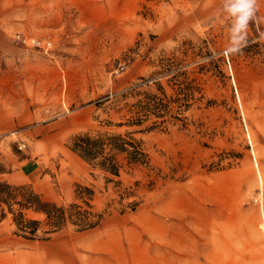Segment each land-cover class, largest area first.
Returning <instances> with one entry per match:
<instances>
[{
    "label": "rangeland",
    "instance_id": "rangeland-1",
    "mask_svg": "<svg viewBox=\"0 0 264 264\" xmlns=\"http://www.w3.org/2000/svg\"><path fill=\"white\" fill-rule=\"evenodd\" d=\"M228 3L0 0V182L63 206L85 205L87 185L103 214L44 233L45 214L23 208L42 221L30 239L19 204L0 202V264H264V0L234 54ZM179 84L192 93L182 119L119 125L140 93ZM127 131L148 161L119 175L70 148Z\"/></svg>",
    "mask_w": 264,
    "mask_h": 264
},
{
    "label": "trees",
    "instance_id": "trees-1",
    "mask_svg": "<svg viewBox=\"0 0 264 264\" xmlns=\"http://www.w3.org/2000/svg\"><path fill=\"white\" fill-rule=\"evenodd\" d=\"M181 84V83H180ZM178 85L177 96H168L163 87H159L161 94L144 91L129 108V114L119 125L141 126L143 129L163 127L170 119H182L180 114L190 105L191 92L188 86ZM134 131L124 134L117 132H88L78 133L71 137L70 148L92 166H98L112 174L119 175V171L126 161L127 164H144L148 155L141 139L133 135ZM76 194L85 205L71 202L68 206L58 205L46 200L27 185H12L0 182V202L8 205L17 203L20 209L13 218L20 234L33 239L38 236L42 221L26 217L23 208H34L45 214L44 224L47 228L44 233H51L62 228L67 221L75 224L77 229L84 230L96 226L103 214L96 212L90 203L93 189L87 185L77 184Z\"/></svg>",
    "mask_w": 264,
    "mask_h": 264
},
{
    "label": "clouds",
    "instance_id": "clouds-1",
    "mask_svg": "<svg viewBox=\"0 0 264 264\" xmlns=\"http://www.w3.org/2000/svg\"><path fill=\"white\" fill-rule=\"evenodd\" d=\"M253 4H256V0H230V3L226 4L227 13L233 18L229 53L239 52L247 41L248 24L255 11Z\"/></svg>",
    "mask_w": 264,
    "mask_h": 264
},
{
    "label": "built area",
    "instance_id": "built-area-1",
    "mask_svg": "<svg viewBox=\"0 0 264 264\" xmlns=\"http://www.w3.org/2000/svg\"><path fill=\"white\" fill-rule=\"evenodd\" d=\"M32 43L37 46H44V45H49L48 41L39 39V38H33Z\"/></svg>",
    "mask_w": 264,
    "mask_h": 264
},
{
    "label": "crops",
    "instance_id": "crops-1",
    "mask_svg": "<svg viewBox=\"0 0 264 264\" xmlns=\"http://www.w3.org/2000/svg\"><path fill=\"white\" fill-rule=\"evenodd\" d=\"M32 172V171H31ZM31 172H29V173H31Z\"/></svg>",
    "mask_w": 264,
    "mask_h": 264
},
{
    "label": "bare ground",
    "instance_id": "bare-ground-1",
    "mask_svg": "<svg viewBox=\"0 0 264 264\" xmlns=\"http://www.w3.org/2000/svg\"><path fill=\"white\" fill-rule=\"evenodd\" d=\"M264 225V224H263Z\"/></svg>",
    "mask_w": 264,
    "mask_h": 264
}]
</instances>
